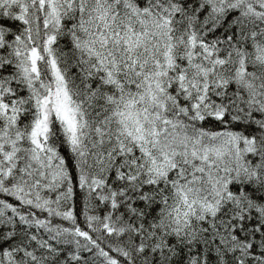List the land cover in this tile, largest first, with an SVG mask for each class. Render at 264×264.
I'll return each instance as SVG.
<instances>
[{
	"label": "snow or ice",
	"instance_id": "1",
	"mask_svg": "<svg viewBox=\"0 0 264 264\" xmlns=\"http://www.w3.org/2000/svg\"><path fill=\"white\" fill-rule=\"evenodd\" d=\"M0 264H264V0H0Z\"/></svg>",
	"mask_w": 264,
	"mask_h": 264
}]
</instances>
